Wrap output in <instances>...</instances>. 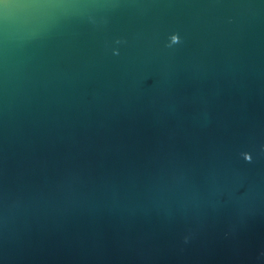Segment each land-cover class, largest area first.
Returning <instances> with one entry per match:
<instances>
[{
	"label": "water",
	"instance_id": "water-1",
	"mask_svg": "<svg viewBox=\"0 0 264 264\" xmlns=\"http://www.w3.org/2000/svg\"><path fill=\"white\" fill-rule=\"evenodd\" d=\"M0 264H264V0H0Z\"/></svg>",
	"mask_w": 264,
	"mask_h": 264
},
{
	"label": "clouds",
	"instance_id": "clouds-1",
	"mask_svg": "<svg viewBox=\"0 0 264 264\" xmlns=\"http://www.w3.org/2000/svg\"><path fill=\"white\" fill-rule=\"evenodd\" d=\"M180 43V38L178 35H172L170 37V43L168 44V47H172L173 45L179 44ZM243 155V159L247 162H251V155L249 154H242Z\"/></svg>",
	"mask_w": 264,
	"mask_h": 264
}]
</instances>
